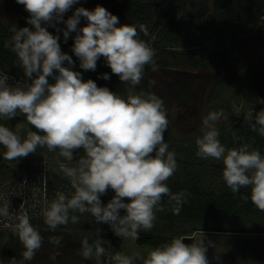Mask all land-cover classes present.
Returning <instances> with one entry per match:
<instances>
[{"label":"clouds","instance_id":"1","mask_svg":"<svg viewBox=\"0 0 264 264\" xmlns=\"http://www.w3.org/2000/svg\"><path fill=\"white\" fill-rule=\"evenodd\" d=\"M16 2L30 14L27 23L34 30L13 26V35L4 46L16 54L31 83L12 86L7 83L9 77L0 74V119L9 120L19 113L36 131L29 130L22 139L0 124L3 158L17 160L41 147L56 152L66 162L76 160L74 166L60 165V172L74 191L70 196L56 194L42 210L44 223L55 231L59 226L79 223L76 213H88L96 222L109 224L117 237L138 240L141 231L154 227L156 213L165 211L164 197L168 198L171 211L179 215L190 193H173L167 185L178 170L176 153L169 150L164 139L169 124L167 109L153 92L135 90L144 78L145 67L154 65L155 50L140 38L141 33L149 34L148 28L144 24L117 26L119 18L99 5L91 11L76 8L63 21L67 41L69 33L77 31L81 17L86 19V26L74 38L72 51L85 71H95L97 61L103 57L111 72L129 85L122 96L107 87H98L92 79L84 81L80 72L72 70V57L61 51L59 37L42 26L61 21L78 0ZM65 61L68 67L63 66ZM49 77L55 83L50 84ZM101 78L110 79L107 73ZM221 118L228 119L223 111H209L202 118L195 155L221 161L222 178L231 192L236 194L241 188H249L251 202L264 211V155L249 143L226 147L219 139L217 123ZM244 120L253 132L264 137V108L255 114L250 109ZM233 140H238L235 134ZM80 149L83 154L74 159V152ZM109 189L115 195L105 205L100 197ZM125 198L128 202H124ZM121 209L126 214L121 215ZM0 215H10L8 204L0 207ZM15 216L14 233L24 249L20 262L24 264L34 259L43 237L30 223L23 204ZM184 239L174 237L150 249L146 258H140L119 252L109 254L101 240L90 243L85 237L80 241L79 254L95 264H105L106 256L111 264H135L136 259H142V264H209L204 241L185 244ZM49 241L60 245L61 238L51 236ZM59 254L49 258L55 261Z\"/></svg>","mask_w":264,"mask_h":264},{"label":"rangeland","instance_id":"2","mask_svg":"<svg viewBox=\"0 0 264 264\" xmlns=\"http://www.w3.org/2000/svg\"><path fill=\"white\" fill-rule=\"evenodd\" d=\"M110 1L113 3L114 0ZM98 5L109 9L107 3L99 0H78V3L72 7L80 6L91 11ZM29 17L30 14L25 7L18 4L16 0H0L2 25H15L24 20L26 27L30 28L32 26L27 23ZM206 18L207 16L203 17L200 22H204ZM84 21V26H86L85 18ZM161 24L160 22L157 27ZM42 26L51 34L59 37L58 43L61 51L70 56L66 42L70 38H75L80 28L70 32L69 38L65 41L63 30H66V26H62L58 21ZM149 33L145 41L155 50L154 65L145 67L144 78L135 90L153 92L164 101L169 120L164 139L169 145V150L176 153L178 163V170L173 177L181 178L192 173L195 180H200L206 188L218 185L226 187L222 178L224 167L222 162L198 158L195 155L197 151L195 141L201 135L202 118L209 111H223L226 116L231 111L233 112L230 115L232 125L227 131L223 129L227 125L226 119L221 118L217 123L220 131L219 139L228 148L238 147L239 144L245 143L242 137L244 134L241 131L247 130L248 124L245 123L244 115L250 109L255 113L264 108V104L259 102L261 99L256 89V84L260 83L261 74H264V50L256 44L255 39L240 35L232 27L223 25L209 31L206 37L192 35L185 44L174 49L182 58L190 54L192 61L163 66L159 63L161 58L159 49L152 45L156 32L152 29ZM101 60L104 58L101 57L97 62ZM63 66L68 67L67 61ZM21 69V72L14 73L6 67H0V74H6L9 77L7 83L12 86L17 83L23 84L25 81L31 83L25 77L22 67ZM189 79L194 80L196 84L189 91L183 103L179 96L171 91L169 84ZM219 80L222 82L218 91L212 92V86ZM151 81H155V84L152 85ZM49 83H55L51 77H49ZM128 87L129 85L121 81L111 91L124 96ZM211 96L212 99L214 98L212 101L209 99ZM0 124L9 127L22 139L24 128L28 125L26 118L19 113L9 120L0 119ZM233 134L238 138L235 142ZM247 143L260 150V147L254 146L251 142L247 141ZM3 151L5 149L0 146V155ZM78 158L79 156L74 152V159ZM62 163L74 166L76 160L69 163L59 157L56 152H49L46 148H37L36 153H30L27 157L0 164V207L8 204L10 214L0 215V232H14L17 223L15 214L23 204L29 215L30 223L38 231L50 230L52 234H49V237L61 238L60 245L50 243L48 238L34 259L25 261L24 264H60L66 258L76 259V264H95L94 260H85L79 254L80 241L85 237L90 243L101 240L109 254H115L124 248L127 254L131 255L135 250L137 253L134 254L140 258H146L148 251L155 247L138 244L139 246L135 248V240L117 237L111 228H102L103 223L96 222L95 218L88 213L76 214L79 216L77 224L69 223L66 226H59L55 231L48 228L44 223L42 210L55 199L58 192L66 194L72 190L70 182L66 180V184L55 195L46 194L47 186L43 183L44 179L47 176L54 178L55 175L62 174L60 172ZM100 199L103 204L107 203L105 194ZM124 202H128L126 198ZM120 214H126L125 210L121 209ZM156 216L154 227L148 232L171 233L173 237L191 236L194 242L203 240L207 248L206 256L209 264H264V232H260L264 227V217L242 215L227 218L219 223L208 224L176 218L171 225L158 214ZM218 226H221L223 230L212 229ZM122 243H125L124 246ZM1 247L0 244V251ZM23 250L22 247L19 252V264L23 260ZM56 252L60 254L53 261L49 257ZM104 259L105 264H111L107 256ZM3 262L0 257V264H4ZM137 263L142 264V259H137Z\"/></svg>","mask_w":264,"mask_h":264},{"label":"trees","instance_id":"3","mask_svg":"<svg viewBox=\"0 0 264 264\" xmlns=\"http://www.w3.org/2000/svg\"><path fill=\"white\" fill-rule=\"evenodd\" d=\"M99 1L107 3L109 7L108 11L119 18V25L117 26L129 24L138 27L140 24H144L148 28V33L152 29L156 32V38L153 40L152 45L154 48L159 49L161 54L159 63L163 66L192 61L190 60V54H186L187 56L182 58L179 52L174 49L185 44L192 35L206 37L209 31L214 30L217 26L223 25L232 27L240 35L255 39L256 44L264 50V0H152L147 2L139 0H114L113 3H110V0ZM79 7L70 8L63 14L62 20L58 21V23L66 26L63 21L70 18L76 8ZM205 16H207L206 20L201 23L200 20ZM160 22L162 23L161 26L157 27ZM84 23V18L81 17L77 28L84 27ZM13 26L16 28L26 27L24 20H21L15 25L8 26H4L0 22V67H6L14 73H18L22 69L16 54L4 46L13 35L11 32ZM30 30L34 29L30 27ZM149 35L150 33L147 36L141 33L140 38L145 41ZM66 44L67 50L70 51V56L73 60L72 70L80 72L84 81L92 79L98 87H107L110 91L121 82L119 77L111 72L105 60L97 62L95 71H85L80 68L79 58L72 51L74 38H70ZM149 66L147 65L146 67ZM104 73H107L110 79H102L101 77ZM259 79L260 83L258 85L256 84V89L260 99L264 100V74H261ZM221 82V80L215 82L211 89L212 92L218 91ZM195 84L196 82L194 80L189 79L171 83L169 86L171 91L177 94L179 99L185 103L184 101L187 99L189 91L194 88ZM209 99L212 101L214 98L212 99L211 96ZM232 113L230 111L227 115V125L223 127L225 131L232 125V116L230 117ZM24 130V138H26L29 130L36 131L30 124ZM241 133L244 134L242 137L245 143L249 141L254 146L260 147V152L264 155V137L259 136L249 127L245 131L242 130ZM81 151L82 149L77 150L75 153L80 156L83 154ZM4 152L0 155V164L9 162L3 158ZM191 175L192 173L181 178L172 176L167 181V185L173 193L179 191L190 193L187 197L188 202L182 206L179 215L171 211V206L167 202L168 198L164 197L163 204L165 211L157 212L156 214L166 219L171 225L176 218L208 224L212 222L219 223L227 218L242 215L247 217H264V211L259 210L251 202L249 188H241L240 192L236 194H233L227 186L218 185L206 188L200 180H195L194 175ZM66 180L63 174L55 175L54 178L47 176L45 183L47 186L45 188L46 194L55 195L66 184ZM73 191L74 189L66 192V194L70 196ZM105 195L107 196L108 203L115 193L109 189ZM244 197L249 198L244 199ZM102 228H111V226L103 223ZM212 229L223 230L221 226ZM260 232H264V227ZM39 233L43 237V243L48 240L49 234H52L50 230L46 229L39 230ZM172 238L174 237L171 233L140 232L139 239L136 241L141 245L149 244L157 247L162 243L170 241ZM0 244L2 246L0 257L4 261L3 263L13 264V260H15L16 264H19V252L23 246L15 233L0 232ZM76 261V259L66 258L60 264H76Z\"/></svg>","mask_w":264,"mask_h":264},{"label":"crops","instance_id":"4","mask_svg":"<svg viewBox=\"0 0 264 264\" xmlns=\"http://www.w3.org/2000/svg\"><path fill=\"white\" fill-rule=\"evenodd\" d=\"M124 242H126V240H125ZM124 244H125V243H122L123 246H124ZM135 245H136L135 248H137V247H138L139 245H141V244L138 245L137 241L135 240ZM148 245H149V244H144V245H141V246H147V247H148ZM123 246H122V247H123ZM149 247H150V246H149ZM153 247H154V246H153ZM151 249H152V248H151ZM119 253H122V254L127 255V256H130V257H136V256H137V254H134V253H137V251L134 250V253H132V254L130 255V254H127V251L125 252L124 248H122L121 250H119ZM135 264H138V263H137V259L135 260Z\"/></svg>","mask_w":264,"mask_h":264},{"label":"water","instance_id":"5","mask_svg":"<svg viewBox=\"0 0 264 264\" xmlns=\"http://www.w3.org/2000/svg\"><path fill=\"white\" fill-rule=\"evenodd\" d=\"M183 238H185L184 241H183L185 244H191V243L194 242V238L191 237V236H185Z\"/></svg>","mask_w":264,"mask_h":264}]
</instances>
